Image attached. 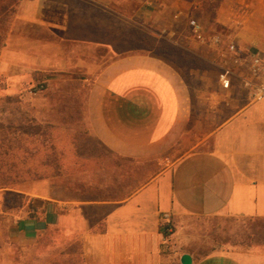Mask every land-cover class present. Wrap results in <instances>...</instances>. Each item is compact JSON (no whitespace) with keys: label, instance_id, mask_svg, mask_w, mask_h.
<instances>
[{"label":"crops","instance_id":"crops-1","mask_svg":"<svg viewBox=\"0 0 264 264\" xmlns=\"http://www.w3.org/2000/svg\"><path fill=\"white\" fill-rule=\"evenodd\" d=\"M205 5L214 15V28L236 43L243 58H264V0L21 1L18 24L41 28L51 36L31 37L12 28L0 50V79L9 92L25 78L32 81L33 75L95 71L86 105L89 137L106 151L104 155L145 166L155 163V170L124 199H57L50 183L36 182L19 192L31 196V205L10 231L21 239L64 231L81 244L84 264H167L174 256L168 251L176 252L177 246L176 236H165L161 230L164 215H170L177 231H182L181 221L192 218L264 219V98L252 99L250 89L240 83L247 74L239 71L237 62L231 66L240 84L225 88L220 83L207 101L203 119L213 114L219 123L171 161L166 155L195 133L202 119L176 68L161 56L135 48L118 55L114 47L117 57L102 67L85 55L90 41L85 28L91 25L83 13L80 16L79 6L93 7L92 26L97 30L113 27L103 22L102 13L129 9L143 21L141 26L154 31L151 28L162 26L168 11L176 22L200 14ZM213 35L218 34L207 36ZM184 254L192 256L193 264H264V251L202 258L187 252L180 263Z\"/></svg>","mask_w":264,"mask_h":264},{"label":"rangeland","instance_id":"rangeland-1","mask_svg":"<svg viewBox=\"0 0 264 264\" xmlns=\"http://www.w3.org/2000/svg\"><path fill=\"white\" fill-rule=\"evenodd\" d=\"M81 8L80 16L83 13L82 17L91 25L85 28V39L89 43L97 40L112 43H87L88 62L102 67L121 54L117 50L125 54L131 46L147 48L173 65L187 85L202 119L198 130L185 136L179 148L166 155L167 159L178 158L180 151L219 123V117L211 114L210 120H204L203 115L208 99L220 84L221 58L211 48L200 45L188 25L189 19H195L207 35H223L222 30L214 28L211 8L205 5L200 14L176 22L172 21L174 13L168 11L163 15L164 24L151 28L154 31L141 26L143 21L133 17L129 9H116L117 14H100L103 22L113 27L97 30L92 26L93 7ZM14 15L0 17V50L13 27L31 37L50 38L51 33L46 30L18 24L17 14ZM152 18L156 23V16ZM152 21L150 18L146 24ZM171 32L175 35H170ZM168 39L175 43H168ZM114 47L117 54L112 51ZM236 64L239 71H246L241 61ZM95 78V71L78 69L66 74H38L32 76V81L21 80L14 92H9L7 82L0 79V186L8 187L0 189V264H82L81 244L64 231H43L32 239H21L10 231L31 205V196L19 193L25 187L47 181L57 199H124L137 179L142 178L143 183L155 170V163L145 166L104 155L106 151L89 137L86 105ZM238 82L233 83H241ZM254 220L192 218L181 221L182 231H177L178 227L173 224L177 250L168 251L174 256L167 264H181L180 256L187 252L202 258L220 252L264 251V231Z\"/></svg>","mask_w":264,"mask_h":264},{"label":"built area","instance_id":"built-area-1","mask_svg":"<svg viewBox=\"0 0 264 264\" xmlns=\"http://www.w3.org/2000/svg\"><path fill=\"white\" fill-rule=\"evenodd\" d=\"M189 27L196 41L214 48L223 58L220 65L219 80L225 88L230 87L237 77L231 66L232 63L241 61L246 66L247 74L240 78L241 83L250 89L252 99L261 100L264 98V58L259 55L243 58V52L236 43L228 42L222 35L207 36L203 25L195 19L189 20ZM169 225L172 227L167 228ZM161 226L165 227L166 233L169 234L167 236L173 234L174 228L170 215L163 216Z\"/></svg>","mask_w":264,"mask_h":264},{"label":"trees","instance_id":"trees-1","mask_svg":"<svg viewBox=\"0 0 264 264\" xmlns=\"http://www.w3.org/2000/svg\"><path fill=\"white\" fill-rule=\"evenodd\" d=\"M21 1L22 0H0V17H2L4 14H6V15H16L17 14V12H18V9H19V7H20V4H21ZM80 8H81V6H79ZM14 15V16H15ZM122 42H124V40H122V41H119V43H122ZM145 43H147V41H145ZM6 45V43L2 46V48L4 47ZM133 48H135L134 50H139V48H136V47H133V46H131V47H129L127 50L128 51H130V50H133ZM142 51H148V52H150L151 51V49H147V48H143V49H141ZM117 53H121V54H123L121 51H116ZM77 105V103H75V105L74 106H76ZM119 160L121 161V162H123V161H125L126 163H133L132 161H130V160H127V159H121V158H119ZM137 172L138 171H136L135 172V175L137 174ZM116 178H117V176H116ZM124 178V176H122V179ZM142 179V178H141ZM141 179H137L136 181V183H135V185L131 188V190L129 189V191L127 192V194L128 193H132L135 189H137L140 185H141ZM4 188H8V187H5V186H0V189H4ZM9 193H13V192H9ZM14 194H18V193H14ZM18 195H21V194H18ZM99 200H105V198H101V199H99ZM255 221V224H257V227H259L260 229H261V231H264V219H256V220H254ZM170 227H172V226H168L167 228H170ZM161 230H162V232H163V234L165 235V236H167V235H169V234H167L166 233V231H165V227L163 228L162 226H161ZM164 230V231H163ZM173 231H174V229H173ZM262 236V234L261 235H259V237H261ZM262 240H264V239H262ZM82 264H84V259H83V254H82Z\"/></svg>","mask_w":264,"mask_h":264},{"label":"water","instance_id":"water-1","mask_svg":"<svg viewBox=\"0 0 264 264\" xmlns=\"http://www.w3.org/2000/svg\"><path fill=\"white\" fill-rule=\"evenodd\" d=\"M181 264H193V258L190 254H184L181 257Z\"/></svg>","mask_w":264,"mask_h":264}]
</instances>
